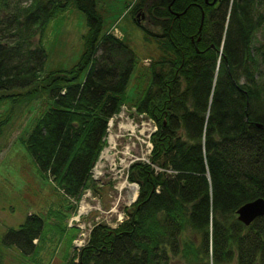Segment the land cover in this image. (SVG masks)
Returning <instances> with one entry per match:
<instances>
[{"label": "trees", "instance_id": "trees-1", "mask_svg": "<svg viewBox=\"0 0 264 264\" xmlns=\"http://www.w3.org/2000/svg\"><path fill=\"white\" fill-rule=\"evenodd\" d=\"M209 1L153 0L149 18L160 32L134 18L164 49L131 102L155 126L149 162L125 169L137 194L120 222L92 223L64 264H264V213L246 224L234 214L243 201L264 198V81L255 76L264 64V0ZM94 2L0 0V104L9 100L0 133L14 107L48 99L21 141L73 200L88 186L106 118L125 103L136 61L123 40L102 32ZM69 6L87 22L82 53L72 66L45 71L42 39ZM42 225L27 213L1 234L0 250L31 252Z\"/></svg>", "mask_w": 264, "mask_h": 264}, {"label": "rangeland", "instance_id": "rangeland-1", "mask_svg": "<svg viewBox=\"0 0 264 264\" xmlns=\"http://www.w3.org/2000/svg\"><path fill=\"white\" fill-rule=\"evenodd\" d=\"M141 1V2H140ZM153 0H95L101 17L102 32H110L123 40L136 61L125 85V104L105 128L106 137L99 155L90 169L88 186L81 189L78 199L62 195L61 189L50 178L43 176L21 139L27 134L36 116L47 105L46 98L29 100L14 107L11 119L0 133V236L9 227L16 226L27 213L42 216L43 225L35 247L21 253L14 246H3L0 264H64L77 248L71 238L84 237L92 223L113 226L118 215L130 206L136 185L126 182L125 168L132 160L146 159V139L152 122L140 112L132 110L133 101L150 81L149 62L164 53L156 35L146 33L134 21L139 18L151 32L161 28L149 18ZM141 3L140 9L132 5ZM84 12L69 6L51 18L42 39L45 58L43 70L72 66L82 53V33L86 32ZM101 32V33H102ZM260 31L252 43L258 44ZM166 53V52H165ZM264 81V64L258 66L255 76ZM243 78L239 77V81ZM9 100L0 104V114ZM102 156V157H101ZM125 182L124 185H121ZM81 205L83 209L80 210ZM35 241V239H33ZM176 264V263H175Z\"/></svg>", "mask_w": 264, "mask_h": 264}, {"label": "water", "instance_id": "water-1", "mask_svg": "<svg viewBox=\"0 0 264 264\" xmlns=\"http://www.w3.org/2000/svg\"><path fill=\"white\" fill-rule=\"evenodd\" d=\"M207 1V0H205ZM213 0L209 1L212 3ZM177 14V12H175ZM201 18L199 23V28H201V21L203 17V12H200ZM199 28H197L199 30ZM257 126L259 124L256 123ZM264 213V198L255 197L250 201H243L242 204H240L235 209V218H237L242 224L249 223L251 220H253L254 216H260Z\"/></svg>", "mask_w": 264, "mask_h": 264}, {"label": "built area", "instance_id": "built-area-1", "mask_svg": "<svg viewBox=\"0 0 264 264\" xmlns=\"http://www.w3.org/2000/svg\"><path fill=\"white\" fill-rule=\"evenodd\" d=\"M111 118L109 117L108 118V122H109V120H110ZM154 127L153 126H151V128H150V130H152ZM147 140V139H146ZM149 144H150V142L147 140L146 141V151L148 150V148H149ZM93 168V167H92ZM91 169V168H90ZM123 217V215H118L117 216V218H116V222H119L120 221V219ZM82 239H83V236L82 237H78V238H74L73 240H72V243L74 244V246H76V247H79L80 246V243L82 242Z\"/></svg>", "mask_w": 264, "mask_h": 264}, {"label": "bare ground", "instance_id": "bare-ground-1", "mask_svg": "<svg viewBox=\"0 0 264 264\" xmlns=\"http://www.w3.org/2000/svg\"><path fill=\"white\" fill-rule=\"evenodd\" d=\"M202 22V21H201ZM102 157V156H101ZM125 184V182H122V184L121 185H124ZM135 190L133 189V193L131 194V198L133 197V196H135ZM81 209H83V205H81V207H80V210Z\"/></svg>", "mask_w": 264, "mask_h": 264}, {"label": "crops", "instance_id": "crops-1", "mask_svg": "<svg viewBox=\"0 0 264 264\" xmlns=\"http://www.w3.org/2000/svg\"><path fill=\"white\" fill-rule=\"evenodd\" d=\"M119 38V37H118Z\"/></svg>", "mask_w": 264, "mask_h": 264}]
</instances>
